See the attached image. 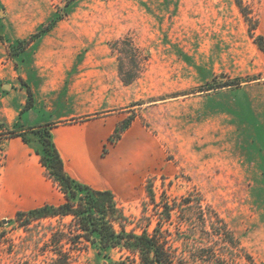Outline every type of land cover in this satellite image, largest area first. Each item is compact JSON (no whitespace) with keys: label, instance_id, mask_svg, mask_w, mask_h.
<instances>
[{"label":"rangeland","instance_id":"374dc122","mask_svg":"<svg viewBox=\"0 0 264 264\" xmlns=\"http://www.w3.org/2000/svg\"><path fill=\"white\" fill-rule=\"evenodd\" d=\"M65 1L0 0V264H105L107 256H124L118 249L100 250L78 240L70 216L24 226L13 220L30 201L7 196V141L16 137L8 133L45 124L23 126V106L12 116L8 108L16 99L6 92L11 89L8 79L17 73L40 82V71L32 66L35 56L47 64L41 72L51 80L48 91L32 93L31 107L58 115L74 107L62 100L70 91L84 95L78 107L88 106L82 115L57 124L130 118L120 137L111 139V132L101 147L102 157L125 151L130 165L135 151L140 153L131 179L113 190L128 230L151 231L158 219L160 203L147 197L148 181L156 202L172 203L190 193L192 204L200 199L204 211L215 210L239 240L231 256L217 236L191 229L198 216L195 205L173 210L163 228L182 264H220L195 256L198 246L211 247L217 256L227 252L222 264H264V125L243 104L240 89L225 91L237 85L214 87L264 78V54L234 0H73L63 18L35 35ZM245 3L257 20L255 34L264 37V0ZM18 40L24 41L22 49ZM119 66L126 75L135 74L134 80L123 82ZM81 71L84 78L75 79ZM58 75L67 80L63 86ZM24 95L26 101V90ZM100 104L107 107L92 109ZM228 125H237L231 151L229 140L220 138ZM32 144L27 145L34 150ZM237 154L244 159L239 166L230 161Z\"/></svg>","mask_w":264,"mask_h":264},{"label":"trees","instance_id":"16d2710c","mask_svg":"<svg viewBox=\"0 0 264 264\" xmlns=\"http://www.w3.org/2000/svg\"><path fill=\"white\" fill-rule=\"evenodd\" d=\"M72 1L66 0L49 22L45 26H41L35 35L45 33L59 19L63 18L67 13V7ZM234 2L248 24L249 35L264 54V37L254 32L257 20H253L250 16L249 5L245 3V0H234ZM23 42V40L17 41L21 49L23 48ZM119 72L123 82L129 83L134 80L135 74L126 75L120 66ZM239 84L237 80H230L214 87ZM214 87H209V89ZM26 91L27 98L23 110L30 108L33 104L32 92L28 86ZM129 122L130 118L122 119L114 128L111 139L119 138L123 130L128 127ZM51 126L45 124L23 131L12 129L8 134L20 136L27 144L33 143L34 151L39 155L40 163L46 169L47 176L57 183L63 193L64 200L58 205L44 204L27 210H19L13 217L14 221L24 226L31 221L40 219H61L70 216L77 231L74 236L81 242L96 246L100 250L115 248L123 251L124 256L119 259H111L107 256L105 264H182V261L177 257L176 248L170 242L168 236L170 234L167 229L163 228V224L171 220L173 210L177 209L182 212L184 207L192 208L195 205L198 208V216L196 224L191 221V229H198L206 235L217 236L219 240L228 244L231 256L236 249H239V240L235 237L227 222L215 210L204 211L200 199H196L192 204L190 193L183 196L179 201L172 203L163 198L156 202L152 186L148 181L145 185L147 197L155 205L160 203L161 209L158 213V219L151 231L148 228H143L140 232L128 230L125 225L127 216L118 206L115 195L111 190L92 188L66 173L63 160L52 140ZM27 130H29V133ZM209 252L211 254H208ZM224 253L227 254V252L221 251L220 256H217L211 247L198 246L193 254L202 260L213 259L222 264V261L225 260ZM209 256L212 258H209Z\"/></svg>","mask_w":264,"mask_h":264},{"label":"crops","instance_id":"0c3cea01","mask_svg":"<svg viewBox=\"0 0 264 264\" xmlns=\"http://www.w3.org/2000/svg\"><path fill=\"white\" fill-rule=\"evenodd\" d=\"M48 36V33L43 35L40 39L35 41L34 45H37ZM1 42V41H0ZM41 49H37V57H41ZM32 66L38 69L40 82L34 83L31 81V76L24 75L23 73H17L12 78H9L11 89L6 92V95L15 96L16 100L11 99L10 111L13 115H16L21 107L25 104V90L26 86L24 83L30 84V89L34 95L37 91H48L50 89L49 83L50 78L46 76L44 71L47 69V64L42 61L36 60ZM72 67V66H71ZM82 64L80 68H82ZM68 69V68H67ZM64 67V71H68ZM84 71L79 72L75 75V79H83ZM61 79L60 85L63 86V80L65 76L58 75ZM57 76V77H58ZM74 83V82H73ZM74 84H72L73 86ZM74 87V86H73ZM52 89V88H51ZM240 89L243 92V104L249 107L259 115L260 124L264 125V78L242 82L237 86L228 87L225 91ZM72 92H66L62 98L63 102L70 105L74 104V107L69 106V109L63 110L60 114L49 115V110H41L39 112L35 107H30L23 110L22 113V125L23 126H37L40 124L54 123L51 127L52 140L57 148L60 157L63 160L64 169L74 179L85 183L95 189H108L114 193V189L122 187L126 181H129L133 176L132 170L139 167V161L137 157L140 156L138 150L134 153L135 163L129 164L128 154L123 150H114L109 155L101 156V147L105 139L114 131L116 125L122 119L103 117L95 118L81 122H65L56 123L58 120L70 119L76 116L82 115L85 108L88 106H77L76 104L84 103V95L71 94ZM36 94V93H35ZM18 99H17V98ZM38 101V100H37ZM106 101V100H105ZM107 99L106 102H108ZM238 106V105H237ZM107 107L104 105L94 106L92 109H101ZM23 108V107H22ZM33 110L38 111L36 114ZM227 118L232 119L231 115L226 112ZM229 126V125H228ZM227 126L226 131L221 132V141L228 142L227 149L232 150V145H235V140L232 139V134L237 130V125L229 127ZM246 126V124H243ZM229 145V146H228ZM135 150V149H134ZM7 173L5 179V187L7 196L9 199L16 200L18 196L26 198L30 201V208L38 207L44 204L58 205L63 202V193L58 188L57 184L45 175V170L39 160V155L30 148L19 136L13 137L7 141ZM133 159V158H132ZM243 157L239 154L232 155L230 161L236 166L243 161ZM239 162V163H238ZM126 165L129 166L126 170ZM136 165V167H135ZM241 167V166H240ZM242 169V168H241ZM244 169H248V166H244ZM254 169V168H252ZM241 173L250 172L256 173V171L240 170ZM11 202L12 205H16V202ZM16 211V212H17Z\"/></svg>","mask_w":264,"mask_h":264}]
</instances>
